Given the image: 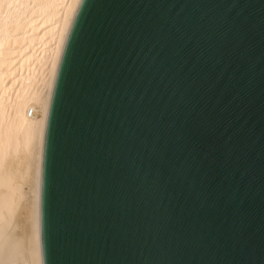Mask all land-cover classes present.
<instances>
[{"label":"water","instance_id":"water-1","mask_svg":"<svg viewBox=\"0 0 264 264\" xmlns=\"http://www.w3.org/2000/svg\"><path fill=\"white\" fill-rule=\"evenodd\" d=\"M43 264H264V0H82L51 96Z\"/></svg>","mask_w":264,"mask_h":264},{"label":"bare ground","instance_id":"bare-ground-1","mask_svg":"<svg viewBox=\"0 0 264 264\" xmlns=\"http://www.w3.org/2000/svg\"><path fill=\"white\" fill-rule=\"evenodd\" d=\"M82 0L0 3V264H43L45 130L63 49Z\"/></svg>","mask_w":264,"mask_h":264},{"label":"snow or ice","instance_id":"snow-or-ice-1","mask_svg":"<svg viewBox=\"0 0 264 264\" xmlns=\"http://www.w3.org/2000/svg\"><path fill=\"white\" fill-rule=\"evenodd\" d=\"M23 2L24 0H0V3L6 4L9 9L20 6Z\"/></svg>","mask_w":264,"mask_h":264}]
</instances>
